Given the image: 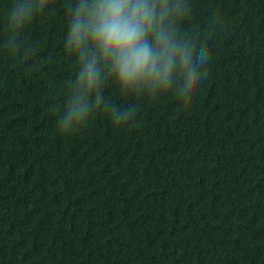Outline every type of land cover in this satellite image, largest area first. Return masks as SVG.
I'll use <instances>...</instances> for the list:
<instances>
[{
	"label": "trees",
	"instance_id": "obj_1",
	"mask_svg": "<svg viewBox=\"0 0 264 264\" xmlns=\"http://www.w3.org/2000/svg\"><path fill=\"white\" fill-rule=\"evenodd\" d=\"M0 0V264H264V0H188L211 49L199 93L102 111L61 136L49 101L74 76L68 0L22 29Z\"/></svg>",
	"mask_w": 264,
	"mask_h": 264
},
{
	"label": "clouds",
	"instance_id": "obj_2",
	"mask_svg": "<svg viewBox=\"0 0 264 264\" xmlns=\"http://www.w3.org/2000/svg\"><path fill=\"white\" fill-rule=\"evenodd\" d=\"M49 9V0H10L3 13L19 30ZM188 0H68L63 48L74 76L47 108L61 136H71L101 111L116 126L137 119L134 103L111 101V81L121 96L146 100L172 94L188 107L211 64V49L183 31Z\"/></svg>",
	"mask_w": 264,
	"mask_h": 264
}]
</instances>
